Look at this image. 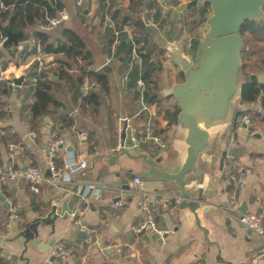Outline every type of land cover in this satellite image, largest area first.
<instances>
[{
  "label": "crops",
  "instance_id": "0c3cea01",
  "mask_svg": "<svg viewBox=\"0 0 264 264\" xmlns=\"http://www.w3.org/2000/svg\"><path fill=\"white\" fill-rule=\"evenodd\" d=\"M77 1L75 6L78 8L79 16L76 24L69 13L70 20L61 25L62 29L58 34L52 33L56 28L51 31L44 30V26H36L29 29L17 45L10 44V49L0 48L6 79L10 81L11 77L19 78L25 75L22 87L16 88L12 84L13 87L0 90V101L4 111L0 128L7 129L6 132L14 140L7 144L0 138V165L22 169L35 166L42 169L50 178L48 147L50 139L57 135L62 139L63 147H59L55 160L59 165L57 169L62 172L61 177L64 178V173H67L65 166L71 154L75 156L76 161L81 159L88 161L98 155L114 153L123 142L122 136L127 127L132 130L133 138L138 143L137 139L146 126L151 130H158L157 135L164 140L166 147L160 148L146 140L154 155L145 153L160 160L162 167H169L170 163L175 161L171 149V135L176 125L168 124L161 108L164 103L171 105V101L175 102L174 99L164 96V92L181 83L180 76L183 72L177 68L165 47L168 44H177L187 55L194 58L197 52L193 51L195 54L188 52L189 48L184 46V42H187L189 32L193 30L198 36V50L201 51L206 30L204 23L193 27L196 21L191 19L188 11L190 0H154L159 10L157 20L153 17L155 8L150 10V2H147L145 8L148 9L145 14L151 15L149 20L152 22L149 29L151 41L162 47L166 53L162 59V71L153 74V80L158 88L157 94L163 101L161 105H149L144 104V96L142 98L138 90L139 79L134 89H127L125 69L129 72L132 66H136L139 70L132 55H129L128 48L125 49L120 42L115 43L112 55L109 58L107 56L105 30L108 26L112 27V24L107 21L110 16L106 13L104 20L102 17L104 9L110 7V3L107 1L108 5L104 8L101 4L106 0H90L86 4L87 9L80 15ZM122 1V7L126 8L128 0ZM63 8L68 10L65 6ZM198 8L201 7L198 5ZM208 16L210 11L205 19ZM88 20L91 21V28L87 26ZM64 29H71L84 39L91 54L90 70L102 72L106 68L110 69L109 94L102 100L97 113H93L90 107L82 112L74 101L70 89L59 82L60 86L54 92V96L62 107L57 112L59 115L68 113L73 116L74 126L61 127L56 131L55 123L58 118L56 119L54 110L52 116L36 121V128L33 130L28 111L36 99L31 87L32 75L44 72L51 76L52 81H56L53 73L57 72L59 67L55 61L64 60L61 55L52 57L43 51L38 55L33 48L37 40L33 33H45L51 42L56 44V41L62 38ZM129 30L132 34V29ZM127 40L129 41L128 38ZM170 61L174 72L172 76H165L163 68ZM39 63H42V66ZM148 69L146 67V70ZM71 74L79 75L76 66L72 68ZM262 77L264 79L263 75ZM92 86L85 80L82 95L93 92ZM143 106L147 107V110H144ZM239 109L261 110L259 102L249 105H242L240 102ZM88 133L96 141L97 152L93 155L88 150ZM233 133L232 144L230 141ZM231 147L241 149L242 154L226 158L221 166L222 152ZM68 148H72V151H68ZM140 152L144 151L139 145L137 150H131L132 154ZM145 168L142 161L131 160L126 156L112 163L106 159H98L92 167L75 175L73 182L58 185L46 182L39 194L31 192L24 182H0V197H3V200H0V252L10 264H264V260L253 262L264 248V238L244 229L237 219L243 207L246 213L257 212L264 207V137L252 135L244 127L235 130L232 128L223 137L217 158L208 165V180L203 189V204L206 209L199 211L201 226L207 231V236L196 226L188 210L179 209L180 197L173 190L142 191L164 197L160 206L158 227L168 232L167 237L162 239L151 229L146 230L143 235L134 231L135 227L147 219V213L137 195L139 191H125L117 188L116 184H119L126 173L140 172ZM241 174L245 178L243 190H240L232 179ZM85 182L99 184L93 187L99 189L98 198L95 191L86 198H79L76 193L69 192V189L74 188L80 190ZM234 196L238 212L231 210ZM64 199H70L67 207L72 213H65L59 217L53 226L40 225L38 246L27 242L20 235L25 223L34 215L33 208L41 211L42 208L53 205L57 207V214H60ZM116 200L123 201L122 209L113 208ZM5 202L10 205L9 208H5ZM16 210H20L18 215L15 213ZM11 216L13 218H10ZM76 220L81 222L85 230L75 225ZM79 232H86V237L78 238ZM155 236L161 238L162 242L155 240ZM60 245L70 246L69 251L57 253ZM117 247L122 249L121 253L117 252Z\"/></svg>",
  "mask_w": 264,
  "mask_h": 264
},
{
  "label": "water",
  "instance_id": "95a60500",
  "mask_svg": "<svg viewBox=\"0 0 264 264\" xmlns=\"http://www.w3.org/2000/svg\"><path fill=\"white\" fill-rule=\"evenodd\" d=\"M204 4L209 5L211 14L204 21L206 30L201 43L200 58L194 60L177 44H168L165 47L184 75L182 83L164 92V96H172L175 99L179 109L177 124L171 135V149L175 161L165 168L160 165V160L145 152L132 154L131 150H137L138 143L133 138L132 130L127 127L122 136L123 142L117 151L91 158L87 161L85 169L92 167L98 159H106L112 163L126 156L131 160L142 161L146 168L140 172L126 173L116 187L125 191L177 192L180 197L179 209L188 210L196 226L207 236V231L201 226L199 211L206 209L203 204V189L208 180V165L217 158L223 137L228 130L236 127L238 118L242 115L239 103L246 80L242 71V52L245 46L241 29L246 22L259 23L264 20V0H202L199 7ZM5 33L7 40L4 46L17 45L23 37L21 32L12 33L8 28ZM198 45L193 44V49L196 50ZM24 81L25 75L10 78L16 88L22 87ZM249 82L262 84L264 79L261 73H257L249 77ZM62 147L61 145L60 148ZM68 151H72V148H68ZM241 154L242 150L239 148H228L221 154V166L226 158ZM23 170L25 171L26 167ZM135 179L140 182L134 183ZM97 185L99 184L85 182L80 190L74 188L69 189V192L82 198L87 186ZM92 193L93 188H90L87 197ZM0 200H3V197H0ZM69 202L70 199L63 200L60 214H57V207L53 205L42 208L41 211L33 208L34 215L25 223L20 235L27 242L38 246L39 226H53L59 217L65 213L71 214L67 207ZM4 206L10 207L6 202ZM240 211L245 214V207ZM15 213L18 215L20 210ZM83 237H86V232H79L78 238ZM166 237L167 234L161 238ZM161 238L155 236L159 243L162 242ZM57 253H60L58 248Z\"/></svg>",
  "mask_w": 264,
  "mask_h": 264
},
{
  "label": "trees",
  "instance_id": "16d2710c",
  "mask_svg": "<svg viewBox=\"0 0 264 264\" xmlns=\"http://www.w3.org/2000/svg\"><path fill=\"white\" fill-rule=\"evenodd\" d=\"M5 5V10L0 11V42L2 37L6 36L5 30L12 33L21 32L23 35L27 34V31L36 26H45L48 23V18L54 16L58 11L62 10L64 3L62 0H0ZM85 3H89L90 0H84ZM107 1L110 3V7L106 8ZM149 3V9L155 8L154 19L159 18V10L155 6L154 0H128V6L123 8L122 0H106L101 4L104 8L103 19L105 13L110 16L115 28L121 30L123 27L128 26L132 29L133 43L137 47L139 57L143 60L144 67L142 72L136 69V66L127 72L125 69L124 74L127 76V89H134L137 80L141 77L146 84V91L143 98L144 104H162L161 99L157 94V84L153 80V74L162 71V59L165 57V50L151 41L149 22L151 15L145 14ZM201 0H190L188 4V11L191 19H194L196 27L203 24L205 16L210 11L208 4H204L201 8L198 5ZM79 7V6H78ZM79 14L81 15L84 8L79 7ZM106 11V12H105ZM190 36L187 40V46L192 48L193 44L197 43L198 36L194 34V31L189 32ZM242 38L244 41L245 49L242 52V71L245 77V85L242 89L241 104H255L260 103V111H252L244 109L242 110V116H249L252 123L251 130H264V82L262 84H252L249 82V77L253 74L261 73L264 76V20L259 23L246 22L241 29ZM33 36L41 41L42 51L52 57L63 56L64 60L55 61L58 64L57 72L53 73L56 76V81L51 80V76L47 73L40 72L32 75L31 87L35 93V102L29 106V114L32 119V129L35 130V122L42 121L46 117H50L55 113L57 115L55 130H59L61 127L70 128L75 124V118L70 114L59 115L58 110L62 105L57 102L54 96V92L60 86L59 82L64 83L73 94V99L82 112L87 111L90 107L93 113H97L102 105V100L109 94V74L110 69L106 68L102 72H95L90 70L92 65L91 54L87 50L84 39L75 31L71 29H64L62 31V38L56 41V44L52 43L50 37L42 32H35ZM106 39V53L108 58L112 55L111 51L113 45L116 43V36L112 27H107L105 30ZM120 44L128 48L129 55H133V45L131 42L125 39L123 35L120 39ZM10 49L9 45L1 46V49ZM188 49V50H189ZM187 50V51H188ZM189 52V51H188ZM1 59V54H0ZM111 59V58H110ZM132 59V58H131ZM2 60V59H1ZM132 63L131 60H129ZM3 66L5 64L2 60ZM78 68L79 75L73 76L71 74L73 67ZM146 67L149 69L146 70ZM141 74V75H140ZM182 83L184 81V75L180 76ZM85 80L91 83L93 92H88L85 96L82 95V88L84 87ZM5 87L1 86L0 90H4ZM139 96L137 95V98ZM174 99L172 96L168 99ZM79 100V103H78ZM175 100V99H174ZM2 105V104H1ZM166 108V109H165ZM162 107L161 111L165 113V120L169 125H176L179 115V109L177 102ZM4 111L0 113V119L3 120ZM149 127L145 126L143 133L137 139L138 145L144 152L150 155H154L151 152V148L148 146V141L145 140V136L148 133ZM7 129L0 128V138L3 143H11L13 138L6 132ZM152 133L157 135L158 130L152 129ZM87 142L89 144V152L91 155L97 152L96 141L93 136L88 133ZM56 163V160H55ZM56 163V167L58 168ZM151 208L154 215V220L158 225V216L160 213V206ZM157 208V209H156ZM140 235H143L141 233ZM70 246H66L69 249ZM0 264H10L0 252Z\"/></svg>",
  "mask_w": 264,
  "mask_h": 264
},
{
  "label": "built area",
  "instance_id": "2783aa9c",
  "mask_svg": "<svg viewBox=\"0 0 264 264\" xmlns=\"http://www.w3.org/2000/svg\"><path fill=\"white\" fill-rule=\"evenodd\" d=\"M77 5L79 7L84 8L85 10L86 8V3L84 0H78L77 1ZM5 5L0 1V11L5 10ZM70 20L69 17V12L67 9L63 8L62 10L58 11L54 16L48 18V23L47 25L44 26V30H53L65 23H67ZM107 21L112 24V28L114 29V34L116 36V43L120 42L121 37L124 35L125 37L127 36V38L129 39V41L132 43L133 45V61L135 62V64L139 67V70L142 71L144 64H143V60L139 57L138 52H137V47L135 45V43H133V36L130 33V28L129 27H123V29L119 30L117 28H115L114 23L112 22L111 18L108 17ZM7 37H2V40L0 42V48L2 45H4V43L6 42ZM33 48H35L36 52L38 53V55H40L42 53V46H41V41L40 40H36L33 44ZM40 61V59H38V62ZM40 66H42V63H39ZM6 72H5V68L3 66L2 60L0 59V89L1 86L5 87V88H9V87H13L12 83L6 79L5 77ZM137 86H138V90L141 93V96L143 98L145 91H146V84L143 81V79L140 77L138 82H137ZM144 110H147V107L143 106ZM3 111L2 105H1V101H0V113ZM1 121V119H0ZM1 123V122H0ZM244 127L246 128L250 134L254 135V134H258L262 137H264V130L263 129H258V130H251L252 127V123L250 121L249 116L245 115V116H240L238 118L237 121V125L236 127H233V129H237V128H241ZM145 140H148L149 142H151L154 145L159 146L160 148H165L166 147V143L164 142V140L158 136L152 133V130L149 129L148 133L145 137ZM136 142V141H135ZM232 144L234 143V133L231 136V141ZM62 139L57 136L54 135L49 142V147H48V169L49 172L51 174V177L48 178L45 174V172L35 166H27L26 170L24 171L22 168H15L12 166H2L0 165V182L3 183L5 181H10L13 183H21L24 182L26 183L31 192H33L34 194H39L41 187L46 183L49 182L53 185H58L61 183H69L72 181L73 177L79 173H81L83 170H85L86 166H87V160L86 159H81L79 161H76V158L73 154L70 155V160L68 162V164L65 166V169L67 171V173H64L65 176L64 178H62V172L60 170L57 169L56 167V163H55V159H56V155L59 151V147L62 145ZM137 143V142H136ZM232 179L236 182V184L238 185V188L240 190H243L244 188V183H245V178L242 176V174L240 176H234L232 177ZM140 181L138 179L134 180V183L138 184ZM93 188V187H90ZM90 188H86L82 198H86L88 191ZM96 192L95 196L96 198L99 197V189H94L93 188V192ZM138 197L140 198V204L141 206L144 208V210L147 213V219L142 222L140 225H138L137 227L134 228V231L138 234L144 233L146 230L151 229L155 234H157L159 237H163L164 235L168 234L167 231L162 230L158 227V225L156 224L155 220H154V215H153V211L151 210V208H155L158 205L162 204L164 197L162 195H157V194H148L145 192H138L137 193ZM124 206V203L122 200H116L113 203V208L115 210H120L122 209ZM231 210L234 212H238V204L236 202V197L234 196L232 198L231 201ZM10 218H13V216H11ZM238 222L239 224L246 229L247 231H249L250 233L262 237L264 238V207L261 208L259 211L257 212H253V213H238ZM75 225L77 227H80L82 229L85 230V228L83 227V225L81 224L80 221H75ZM117 252L121 253L122 249L120 247H117ZM58 250L60 251V253H64L69 251L68 249L65 248L64 245H60L58 247ZM264 260V248L262 250V252L253 260L254 263H258L259 261Z\"/></svg>",
  "mask_w": 264,
  "mask_h": 264
},
{
  "label": "rangeland",
  "instance_id": "374dc122",
  "mask_svg": "<svg viewBox=\"0 0 264 264\" xmlns=\"http://www.w3.org/2000/svg\"><path fill=\"white\" fill-rule=\"evenodd\" d=\"M63 1V3H64V6L65 7H67L68 8V11H69V13H70V16H71V18H72V20H73V22H74V24H76L77 22H76V19H78L77 17L79 16L78 15V8L75 6V1L76 0H62ZM80 9V8H79ZM211 14V13H210ZM87 22H89L88 23V28H91L92 27V25H91V21H87ZM61 29H62V27L61 26H59L58 28H56L54 31H52V33H55V34H58L60 31H61ZM201 42V41H200ZM184 46L188 49L189 47L187 46V42L185 41L184 42ZM198 47H199V45H198ZM198 47L196 48V50H194V51H196L197 52V54H195V57H194V60H198L199 58H200V56H201V51L200 50H198ZM166 64V63H165ZM163 70H164V72H165V76H172V72H174V69H172V62L170 61L169 62V64H166V66H165V68H163ZM174 102L173 101H171V103L170 104H173ZM168 106V104L167 103H164V105H163V107L165 108V107H167ZM166 109V108H165Z\"/></svg>",
  "mask_w": 264,
  "mask_h": 264
},
{
  "label": "flooded vegetation",
  "instance_id": "af4514ba",
  "mask_svg": "<svg viewBox=\"0 0 264 264\" xmlns=\"http://www.w3.org/2000/svg\"><path fill=\"white\" fill-rule=\"evenodd\" d=\"M188 51L193 53V51H194L193 46H192V48L189 49ZM194 52H196V51H194ZM193 54H195V53H193ZM193 56H194V55H193Z\"/></svg>",
  "mask_w": 264,
  "mask_h": 264
}]
</instances>
